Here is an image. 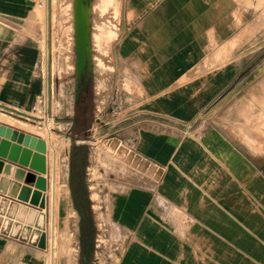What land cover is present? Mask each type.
I'll return each instance as SVG.
<instances>
[{
  "label": "crops",
  "instance_id": "0c3cea01",
  "mask_svg": "<svg viewBox=\"0 0 264 264\" xmlns=\"http://www.w3.org/2000/svg\"><path fill=\"white\" fill-rule=\"evenodd\" d=\"M34 3L0 0V123L45 140L46 206L49 141L1 109L29 113L44 92ZM126 13L134 149L157 176L115 200L133 228L118 264H264V70H245L263 61L264 0H131ZM38 209L0 192V264H44L25 218Z\"/></svg>",
  "mask_w": 264,
  "mask_h": 264
},
{
  "label": "rangeland",
  "instance_id": "374dc122",
  "mask_svg": "<svg viewBox=\"0 0 264 264\" xmlns=\"http://www.w3.org/2000/svg\"><path fill=\"white\" fill-rule=\"evenodd\" d=\"M128 6L131 0H91L90 96L87 114L80 118L82 125L71 129L75 59L72 0L34 3L30 28L40 46L38 69L44 76L45 88L36 99V109L31 111L41 122L26 127L39 131L49 141L50 170L44 210L38 209L35 215L25 218L36 221L37 246L44 264H83L79 215L72 206L68 183L72 135L76 144L73 152L80 148L85 154L81 178L95 226L87 264H118L119 253L133 228L115 215V200L131 187L147 185L157 176L155 167L134 149L137 126L132 122L131 94L138 92L140 82L125 70L120 54L121 40L133 18L126 13ZM253 53V49L246 51ZM254 54L263 61L246 63L245 70H264V45ZM260 129L264 134V126ZM52 183L56 187L53 198ZM65 200L66 210L62 205Z\"/></svg>",
  "mask_w": 264,
  "mask_h": 264
},
{
  "label": "water",
  "instance_id": "95a60500",
  "mask_svg": "<svg viewBox=\"0 0 264 264\" xmlns=\"http://www.w3.org/2000/svg\"><path fill=\"white\" fill-rule=\"evenodd\" d=\"M90 4L91 0H72L75 52L73 72L76 78V90H79L77 78L84 77L86 81H90L92 77ZM13 111L18 117H23L21 112ZM45 151L46 145L43 138L0 123V174L2 175L0 176V192L43 208L45 199L41 196V192L46 188V180L43 176L46 171ZM25 167L29 170H25ZM8 177H12L13 181H10ZM21 181H24V184H19ZM31 184L34 189H31ZM82 260L84 264H87L86 256H83Z\"/></svg>",
  "mask_w": 264,
  "mask_h": 264
},
{
  "label": "flooded vegetation",
  "instance_id": "af4514ba",
  "mask_svg": "<svg viewBox=\"0 0 264 264\" xmlns=\"http://www.w3.org/2000/svg\"><path fill=\"white\" fill-rule=\"evenodd\" d=\"M75 76L73 77V88H74V93H73V114L71 118H69V121L71 123V129L74 127H79L82 125V121L80 118L83 119L84 116H86V111H87V104L90 96V81H86L84 77L82 78H77L79 80V90L75 89ZM71 147H70V154H69V171H68V183H69V192H70V197H71V202L72 206L75 208L79 215V220H78V226H79V236L81 233V218H82V213H80L79 207L83 206V199L80 196V186L78 180L79 176L81 173V165H80V160H81V149L77 148L78 151L77 153H74V148L76 147L74 144V136H71ZM80 254H81V260L83 255L82 249L80 247ZM83 264L84 261L82 260Z\"/></svg>",
  "mask_w": 264,
  "mask_h": 264
},
{
  "label": "trees",
  "instance_id": "16d2710c",
  "mask_svg": "<svg viewBox=\"0 0 264 264\" xmlns=\"http://www.w3.org/2000/svg\"><path fill=\"white\" fill-rule=\"evenodd\" d=\"M85 161V154H82L80 165H81V172L84 166ZM80 186V193L81 197L83 199L84 205L79 207L80 213H82L81 218V233H80V247L82 249L83 255L88 258V252L91 251L93 246V234L95 231V226L93 223V219L91 218V213L89 209V200L87 197V192L85 189V185L83 183V180L81 178V173L79 176L78 182Z\"/></svg>",
  "mask_w": 264,
  "mask_h": 264
},
{
  "label": "built area",
  "instance_id": "2783aa9c",
  "mask_svg": "<svg viewBox=\"0 0 264 264\" xmlns=\"http://www.w3.org/2000/svg\"><path fill=\"white\" fill-rule=\"evenodd\" d=\"M43 104H44V101H43ZM44 108H46V107H45V104H44ZM1 109H3L4 112H9V113H14V114H15V111H13V109H11V108L2 107ZM33 109H36L35 104L32 106L31 111H32ZM16 111H17V110H16ZM21 115L23 116L22 118H23L25 121H27V122H29V123H32L33 125H34L36 122H41L40 120L37 121V120H36V117H34L33 114H32L31 112H29V113L21 112ZM45 121H46V119H45ZM42 122H44V121H42ZM37 127H38V126H37Z\"/></svg>",
  "mask_w": 264,
  "mask_h": 264
},
{
  "label": "bare ground",
  "instance_id": "6f19581e",
  "mask_svg": "<svg viewBox=\"0 0 264 264\" xmlns=\"http://www.w3.org/2000/svg\"><path fill=\"white\" fill-rule=\"evenodd\" d=\"M90 12H91V7H90ZM89 20H90V17H89ZM72 25H73V23H72ZM72 38H73V37H72ZM24 121H25V120H24ZM46 121H47V119H46ZM46 121H45V122H46ZM46 123H47V122H46ZM47 125H48V124H47ZM55 170H56V168H55ZM57 170H58V169H57ZM57 172H58V171H57ZM57 174H58V173H57ZM53 175H54V174H53ZM55 175H56V173H55ZM53 179H55L54 176H53ZM54 181H55V180H54ZM54 181H53V183H54ZM53 183H52V190H51V192H52V193H51L52 198L54 197V194H55V188H56V187H54V184H53ZM55 183H56V182H55ZM57 199H58V198H57ZM53 200H54V199H53ZM53 203H54V202H53ZM54 204H55V203H54ZM62 205H63L64 209L66 210V200L63 201V204H62ZM44 207H45V206H44ZM44 207H43V208H44ZM43 208H42V209H43ZM52 211H53V210H52ZM52 214H53V213H52ZM53 215H54V214H53ZM39 219H40V221L42 220V215H40V218H39ZM120 233H121V232H120ZM118 235H119V234H118Z\"/></svg>",
  "mask_w": 264,
  "mask_h": 264
}]
</instances>
